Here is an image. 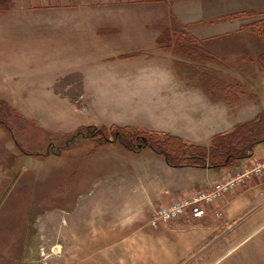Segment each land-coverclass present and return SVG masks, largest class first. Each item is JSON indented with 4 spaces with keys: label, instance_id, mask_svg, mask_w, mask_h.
Instances as JSON below:
<instances>
[{
    "label": "rangeland",
    "instance_id": "1",
    "mask_svg": "<svg viewBox=\"0 0 264 264\" xmlns=\"http://www.w3.org/2000/svg\"><path fill=\"white\" fill-rule=\"evenodd\" d=\"M16 1L8 5L0 0V22H21L25 17L46 20L47 15L23 10L26 5L38 8L56 0H29L27 3L20 0L18 6ZM14 4L16 11L7 12ZM172 28L182 31L176 26ZM0 30L6 37L10 33L15 38L14 42L0 43L2 79L11 72L3 64L9 47L15 48L16 57H20L15 61L18 72L24 69V59L17 48L23 50L25 46V29L17 25ZM231 35L243 38L244 43H229V48L224 43H198L205 55L190 57L171 46L159 48L162 50L159 57L169 64L179 83L200 88L212 101L223 100L233 111L251 113L247 105L255 102L256 116L264 104V58L256 60L254 56L257 57L258 52L264 54V43L256 45L255 38L264 39V19ZM39 39V34H33L30 40L37 45ZM65 39L73 43L69 37ZM70 44L65 40L60 45L61 54L74 56L80 52H70ZM141 46L152 48V37L145 36L144 43L138 44L139 48ZM105 47L107 44L98 39L92 59L80 61L59 77L54 86L56 106L26 107L17 93L0 91V264H264V221L250 235L243 230L256 208L239 213L228 223L223 219L222 210L215 206L239 186L264 174V168L258 167L264 160V141L255 145L248 157L223 167L227 172L222 178L183 196L242 175L229 190L201 205L204 215L206 211L213 212L215 221L221 224L220 229L210 232L195 220L180 219L187 215L204 216L192 217L188 213L153 225L151 216L163 205L152 203L149 209L144 203L159 200L151 182L155 183L157 174L161 175L159 184L160 179H167L162 168L164 157L148 147L142 151L128 149L110 132L105 141L96 131L100 127L110 130L121 126L171 134L201 146L209 145L212 137L204 145L167 130L148 128L140 122L144 113H150L153 104L166 93L125 90L121 84L125 77L122 78L120 72L125 71L122 67H128L134 73L136 62L149 63L158 52L139 53L144 55L143 59L134 60L128 66L113 65L103 60L104 53L109 52ZM123 48L116 49L137 47ZM242 53L247 59H239ZM217 55L225 56L221 59ZM91 63L95 66L96 79L109 81L107 90L99 86L93 91L87 90L83 78L87 75V64ZM120 183L128 185V210L124 218L121 217L123 204L119 200ZM144 190L147 194L142 193ZM97 223L108 225L109 234L119 232L120 239H113L105 251L97 245L91 246L90 251H78L77 247L83 243H80L82 236L77 234L88 238L89 229L93 230Z\"/></svg>",
    "mask_w": 264,
    "mask_h": 264
},
{
    "label": "crops",
    "instance_id": "2",
    "mask_svg": "<svg viewBox=\"0 0 264 264\" xmlns=\"http://www.w3.org/2000/svg\"><path fill=\"white\" fill-rule=\"evenodd\" d=\"M18 1L20 0L15 2L17 6ZM28 1L26 0V3ZM15 4L7 12L16 11ZM46 5L38 8L26 5L23 10L38 12L42 16L47 15L46 20H31L30 17H25L26 20L21 22H0V29L15 28L17 25H22L25 29V46L23 50L17 48V51L22 53L24 69L18 72L15 61L20 57H16L18 55L15 48L9 47L3 64L11 72L0 79V91L17 93V98L21 97L24 106L44 108L52 107L53 104L56 106L58 103L54 86L59 77L79 65L80 61L92 59L96 54V41L99 39L100 42L107 44L105 50L111 51L110 54L104 53L103 60L113 65L128 66L136 60L143 59L144 55L139 53L158 52L149 63L136 62L137 69L134 73L128 67H122L125 71L120 72L121 77H125L121 83L125 90L145 92L149 89L161 92V95L166 93L153 104L150 113H144L145 117L140 122L148 128L167 130L186 140L205 145L214 134L228 132L235 124L255 116V102L247 105L251 113L246 110L233 111L223 100L212 101L200 88L179 83L169 64L161 61L163 58H160L159 54H162L160 53L162 50L156 48L155 39L162 28L176 26L185 30L196 42L205 45L224 43L226 48H229L227 46L229 43H244L243 38L231 34L264 19V0H56L55 3L48 1ZM33 34L40 35V44L36 45L35 41L30 40ZM8 35L6 37L0 30V43H4L5 40L14 42L15 38L10 36V33ZM145 36L152 37V48L138 47V44L144 43ZM65 37H69L73 43ZM65 40L72 45L69 47L70 52H80L74 56L61 54L60 45ZM255 40L256 45L264 43V39ZM249 42L247 43L250 44ZM127 45H136L137 48L120 51L116 49L119 46L126 49ZM87 46L94 49L89 51ZM260 54L261 52H258L254 59L257 60ZM222 57L219 58L223 59ZM239 59L247 57L242 53ZM94 68L93 63L87 64V75L83 78L87 90L93 91L97 86L101 90H107L109 81L96 79ZM129 75L132 79H128ZM88 76L93 77L89 79ZM263 109L264 104L259 112ZM142 150L144 149L138 151ZM163 161L162 168L167 174V179L162 181L160 179L159 184L158 179L161 175H155L156 181L151 183L155 194L159 195V200L145 201L144 206H148L149 209L154 203L166 205L182 198L186 193L193 192V189L201 187L204 189L227 172L223 167L216 169L209 166H172L165 159ZM119 185V200L123 204L121 217L124 218L128 210V185L126 183ZM142 193L147 194L145 190ZM253 204L258 205L252 206ZM215 206L222 210L223 219L228 223L239 213L256 208L243 225L244 233L250 235L256 230L257 225L264 221V174L239 186ZM181 218L195 220L197 221L195 223L203 224L210 232H215L221 227L219 221H215L212 211H206L201 218H191L189 215ZM94 227L93 230L89 229L88 238H84V234H77L79 237L82 236L80 243H83L77 247L78 251H90L91 246L95 245L99 246L101 251H105L113 239L116 241L120 239L119 232L108 233L111 230L107 228L108 225L97 223Z\"/></svg>",
    "mask_w": 264,
    "mask_h": 264
},
{
    "label": "trees",
    "instance_id": "3",
    "mask_svg": "<svg viewBox=\"0 0 264 264\" xmlns=\"http://www.w3.org/2000/svg\"><path fill=\"white\" fill-rule=\"evenodd\" d=\"M5 2L10 5L12 0H5ZM155 45L157 48L176 47L189 57L196 54L205 55L198 42L183 29L179 31L172 27L162 28L155 39ZM262 58L264 54L259 56L260 60ZM108 132L128 149L139 150L144 147L153 149L170 165L209 166L217 169L248 157L253 152V147L264 141V109L252 119L237 123L231 131L212 136L207 146L187 143L182 138L171 134L160 135L153 131L147 132L121 126L112 127L110 130L100 127L96 134L100 135V139L107 141Z\"/></svg>",
    "mask_w": 264,
    "mask_h": 264
},
{
    "label": "built area",
    "instance_id": "4",
    "mask_svg": "<svg viewBox=\"0 0 264 264\" xmlns=\"http://www.w3.org/2000/svg\"><path fill=\"white\" fill-rule=\"evenodd\" d=\"M259 168H264V160L259 163ZM242 175L226 179L215 183L209 189L200 191L188 197H182L172 201L168 205H163L154 210L151 216L152 224L166 223L174 220L184 214H190L192 217H201L204 215L202 203H207L216 198L219 194L229 190Z\"/></svg>",
    "mask_w": 264,
    "mask_h": 264
},
{
    "label": "water",
    "instance_id": "5",
    "mask_svg": "<svg viewBox=\"0 0 264 264\" xmlns=\"http://www.w3.org/2000/svg\"><path fill=\"white\" fill-rule=\"evenodd\" d=\"M141 145H139V147H140Z\"/></svg>",
    "mask_w": 264,
    "mask_h": 264
}]
</instances>
